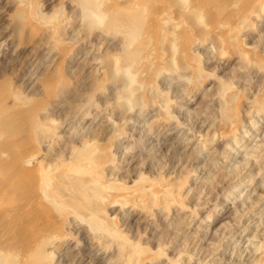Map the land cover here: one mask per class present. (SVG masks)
<instances>
[{"label":"rangeland","instance_id":"rangeland-1","mask_svg":"<svg viewBox=\"0 0 264 264\" xmlns=\"http://www.w3.org/2000/svg\"><path fill=\"white\" fill-rule=\"evenodd\" d=\"M112 1L0 0V264H134L119 251L125 242L160 253L144 264H260L264 115L254 106L264 100V0H161L133 19L131 11L118 13L124 26L111 24L118 30L108 23ZM167 11L170 18L156 26ZM181 22L193 31L184 35L175 27ZM160 33L164 62L156 77L150 70L156 87L129 99L146 68L136 65L142 76L132 81L137 73L124 74V63L140 61ZM226 109L234 121L223 117ZM79 152L85 168L102 166L113 197L129 199L99 202L102 224L119 237L77 216L93 204L78 191L65 195L69 208L42 195L52 167L73 165ZM239 178L243 184L227 198ZM147 184L176 190L181 200L133 207L130 193ZM31 205H39L38 218L27 215ZM45 216L62 222L66 237L57 246L56 238L45 240L50 226L34 225Z\"/></svg>","mask_w":264,"mask_h":264},{"label":"bare ground","instance_id":"bare-ground-1","mask_svg":"<svg viewBox=\"0 0 264 264\" xmlns=\"http://www.w3.org/2000/svg\"><path fill=\"white\" fill-rule=\"evenodd\" d=\"M106 1V0H105ZM112 1V0H111ZM116 1L117 0H115V2L114 1H112L113 2V4H112V6H113V10L115 11L114 13H111V15L109 14V17H111V18H109V20H108V23H109V27H111L112 25L111 24H113V25H118V27L120 28V24L119 23H121V18H122V16L123 17H125L124 16V14L127 16V13L128 12H130L131 13V15L128 13V15H129V17H131L132 16V18L131 19H133V17L134 18H136V14H139V12L140 11H143V12H145V11H149L148 9H150L151 7L153 8V7H160V1L161 0H133L132 2H127V3H122V4H119V3H116ZM186 1V0H185ZM193 1V4L194 5H209L210 4V6H211V1L210 0H192ZM213 1V0H212ZM95 2V1H94ZM93 2V3H94ZM97 2V1H96ZM109 2V1H108ZM189 2V1H188ZM98 3V2H97ZM104 3V2H103ZM164 3V2H163ZM96 4V3H95ZM111 4H110V6H111ZM161 4H162V1H161ZM99 5V3L97 4V6ZM109 5V4H108ZM164 5V4H163ZM207 5V6H208ZM136 6H138L137 7V9H136ZM86 7H87V5H86ZM90 7V6H89ZM88 7V8H89ZM147 7H148V9H147ZM150 7V8H149ZM83 8H85V7H83ZM110 8V7H109ZM136 9V11H135V9ZM138 8H142V9H147V10H139L138 11ZM152 8H151V10H152ZM154 8V9H155ZM90 9V8H89ZM92 9V8H91ZM100 10V9H99ZM111 10V9H110ZM109 10V11H110ZM123 10H126L125 12L123 11ZM128 10V11H127ZM150 10V14H148V15H150L151 16V12L153 11H151ZM106 11V10H105ZM108 11V10H107ZM120 11H121V13H120ZM138 11V13H136ZM163 11H166V10H163ZM98 12V11H97ZM112 12V11H111ZM102 13H104L105 14V12H103L102 11ZM118 13L120 14V16H121V18H120V16L118 15ZM141 13V12H140ZM146 13V12H145ZM154 13V12H153ZM113 14V15H112ZM147 14V13H146ZM99 17L97 18V19H104V17H103V15H101V13H98L97 14ZM140 15V14H139ZM139 15H137V17L139 16ZM155 15V14H154ZM200 15H203V14H200ZM93 16H94V14H93ZM150 16H148L149 18H151L152 16H153V14H152V16L150 17ZM170 16V15H169ZM97 17V16H96ZM153 18V17H152ZM154 18H155V16H154ZM170 18V17H169ZM168 18V11L167 12H161V13H159L157 16H156V18H155V20H159L158 22H157V24H159L160 23V21L162 20V21H165L166 22V20H168L169 19ZM127 19V18H126ZM138 19V18H137ZM161 19V20H160ZM164 19V20H163ZM128 20V19H127ZM127 20H125V21H127ZM150 20V19H149ZM130 21V19L128 20V22ZM134 21V20H133ZM154 21V20H153ZM153 21H151L150 20V22H152L153 23ZM127 22V23H128ZM130 22H132V21H130ZM129 22V23H130ZM168 22V21H167ZM123 23V22H122ZM122 23H121V25H122ZM154 24H156V21H155V23ZM154 24H153V26H154ZM156 24V26H158V27H160V24L159 25H157ZM161 24H162V22H161ZM186 24V23H185ZM185 24H183V22H181V23H179V24H177V25H175V27H178V28H180V27H183V29H184V33L186 32V31H188V30H191V28L193 29V27L190 25V29L189 28H187V26L189 25L188 23V25H185ZM126 25V24H125ZM122 26H124V25H122ZM162 26V25H161ZM114 27V29H115V26H113ZM113 27H111V29L113 30ZM117 27V26H116ZM185 27V28H184ZM119 28H117V29H115V30H118ZM110 29V28H109ZM158 29V28H157ZM160 29H162V28H160ZM165 31V30H164ZM191 31H193V30H191ZM113 32V31H112ZM115 32V31H114ZM158 32V31H157ZM166 32V31H165ZM116 33V32H115ZM118 33V32H117ZM164 33V32H163ZM187 33V32H186ZM186 33L184 34V35H186ZM156 34H159V32L158 33H156ZM161 34V33H160ZM188 34V33H187ZM166 35V34H165ZM165 35H162L161 34V36H159L158 35V37H153L152 35H150L151 36V38L152 39H154V43H152V48H150V49H148L147 48V50H148V52H146L145 54H144V57L142 58V57H138V58H141V60L139 61L138 60V62H136L135 63V60L134 61H132V60H130L129 62H128V60L127 61H125L126 63H124V67L122 68V71L124 72V74H126V75H128L129 74V72L131 71V72H134L133 71V69L135 68V66L136 65H139L140 66V68L142 69V67L144 66L146 69L144 70V72L145 73H142L144 76H142V75H139L137 72H134V73H137L136 75H134L133 74V76H132V81H134L135 80V78L136 79H138V77H140V76H142L143 78L142 79H140L139 81H137L138 83V85L136 84V86H135V88L132 90V89H130V90H132V91H129L130 92V95H129V99H130V97H136V95H138V97H140V99L141 98H143L142 96H143V94L145 93V91H147V90H154V88L156 87V82L155 81H153V80H156V79H154L156 76V73L157 72H155L156 70H159V69H157V68H159L160 67V65L164 62L163 60H164V55L162 54L163 53V51H162V53L159 51L160 50V48L162 47V45L164 44V43H162L161 44V47H160V40H161V38L160 37H163V36H165ZM181 35V34H180ZM183 35V34H182ZM149 36V37H150ZM177 36V35H176ZM181 37H183V36H181ZM168 38H169V35H168ZM149 39V38H148ZM152 39L150 40L149 39V41H151L152 42ZM164 39V38H163ZM162 39V40H163ZM174 40H175V38H173ZM162 40H161V42H162ZM166 40H167V38H165V43H166ZM173 40V41H174ZM164 41V40H163ZM153 44H154V47H153ZM156 47V48H155ZM153 48H155L154 50L156 51H154L153 50ZM156 49H159L158 51L156 50ZM161 53V54H160ZM137 58V59H138ZM102 60V59H101ZM112 60V59H111ZM114 60H116V59H114ZM118 60V59H117ZM105 61V60H104ZM103 61V62H104ZM101 62V61H100ZM109 62H111L112 63V61H109ZM108 62V64H110ZM114 62V61H113ZM128 62V63H127ZM258 63H264V60H258ZM115 64V65H114ZM117 64H118V62H117ZM112 65H114L113 66V68L115 67L117 70H118V68L116 67V66H118V65H116V62L115 63H113ZM103 66V65H102ZM111 66V65H110ZM123 66V65H122ZM134 66V67H133ZM114 68V70L113 71H115L116 69ZM152 68H156L155 70L153 69V72L155 73H153L152 72V74H154V76L155 77H153V75L152 74H150V70L152 69ZM98 69V68H97ZM131 69V70H130ZM116 70V71H117ZM102 71V70H101ZM100 71V72H101ZM102 72H105L104 70L102 71ZM111 72V71H110ZM141 72V71H140ZM159 72V71H158ZM113 73V72H112ZM115 74H117L116 72H115ZM114 74V75H115ZM160 75V72L158 73V75L157 76H159ZM117 76V75H116ZM120 76V75H119ZM138 76V77H137ZM125 77V76H124ZM190 80V79H189ZM58 81H60V80H58ZM136 81V80H135ZM156 90V89H155ZM144 92L143 94L141 93V92ZM129 92H128V94H129ZM150 92V91H149ZM149 92H148V94H149ZM140 94V95H139ZM146 94V93H145ZM147 95V94H146ZM152 95H153V93H152ZM155 95V94H154ZM126 97V96H125ZM138 97H136V98H138ZM135 98V99H136ZM156 98V97H155ZM234 98V97H233ZM134 99V98H133ZM229 99V98H228ZM231 99V98H230ZM137 100V99H136ZM136 100H135V102H136ZM224 100V99H223ZM144 101H142V103H143ZM147 102V101H146ZM145 102V103H146ZM128 103V102H127ZM138 103V102H137ZM148 104H151L150 102H147ZM164 103V102H163ZM131 104V103H130ZM129 104V105H130ZM136 104V103H135ZM144 104V103H143ZM154 104H155V102H154ZM167 104V103H166ZM2 105H3V102H0V108L2 107ZM22 105V104H21ZM125 105H126V103H125ZM133 105V104H132ZM131 105V106H132ZM138 105H140V103L139 104H136V106H138ZM130 106V107H131ZM134 106V105H133ZM132 106V107H133ZM226 106V105H225ZM230 106V108L232 109L233 107H231V105H229ZM130 108V109H133V108ZM141 107V106H140ZM145 107V106H144ZM143 107V108H144ZM147 107V106H146ZM254 107H256L257 108V112H259V116H263L264 115V100H260V102H257L256 101V106H254ZM225 108V107H224ZM140 109V108H139ZM229 109V108H228ZM234 110V109H233ZM129 111H131V110H129ZM223 112H225V111H223ZM226 112H227V109H226ZM225 112V113H226ZM225 113H223V114H225ZM228 113V114H227ZM226 113V117L223 115V117L224 118H226L227 120L229 119V120H231L230 122H232V121H234V117L236 118V114L231 110V112L230 111H228ZM85 114V113H84ZM235 114V115H234ZM170 115V114H169ZM85 116V115H84ZM172 117L174 116V115H171ZM168 117V116H167ZM166 117V118H167ZM170 117V116H169ZM168 117V118H169ZM264 117V116H263ZM262 117V118H263ZM171 118V117H170ZM170 118H169V120H170ZM225 119V120H226ZM172 120V119H171ZM260 120V119H259ZM258 120V121H259ZM167 122H168V120H166ZM177 124V123H176ZM180 124V123H179ZM179 124H177V125H179ZM34 125V124H33ZM181 125V124H180ZM62 126V125H61ZM176 126V125H175ZM187 126V125H186ZM232 127V132L233 131H235V123L231 126ZM261 126H258L256 129H258V128H260ZM263 127V126H262ZM261 127V128H262ZM39 129V131L42 133H44V132H48L49 130H45V128H44V130L45 131H43V129H42V127H38ZM41 129V130H40ZM237 129V128H236ZM255 130V129H254ZM251 131H252V129H251ZM42 133L43 135H45V137H46V135L50 132H48V133ZM117 133H118V131H116ZM236 132V131H235ZM253 132V131H252ZM51 133V132H50ZM254 133V132H253ZM119 135H120V130H119V133H118ZM235 135H236V133H235ZM242 136V135H241ZM42 138H44L43 136H41ZM40 137V138H41ZM49 136H47V138H48ZM238 137V136H237ZM240 137V136H239ZM242 138L243 139H245V136L243 137L242 136ZM262 139V138H261ZM247 140V139H246ZM41 141H44V139H40V142ZM214 141V140H213ZM263 141V140H262ZM164 143H166V142H164ZM167 144H169V143H167ZM261 144V143H260ZM264 144V143H263ZM262 144V145H263ZM261 145V146H262ZM29 147L31 146L33 149L37 146V142L35 143V142H30V145H28ZM163 146V145H162ZM168 146V145H167ZM253 146H257V144H255V145H253ZM260 146V145H259ZM259 146H257V147H259ZM260 146V147H261ZM30 147V148H31ZM166 147V146H165ZM252 149V148H251ZM256 149V148H255ZM255 149H252V150H254V151H256ZM261 149V148H260ZM259 150V149H258ZM263 150H264V148H263ZM263 150H261V151H263ZM261 151H259V153L257 154V155H260V153H261ZM264 152V151H263ZM34 153H36L35 151H34ZM34 153H32V154H34ZM81 152H79V154L77 155V158H76V160H75V163L73 164V165H71V166H67L66 168H63V169H61V168H56L55 166L54 167H52V169L49 171V178H47L46 180H47V183L45 182V181H43V182H45L44 184H46V185H44V184H42V185H44V186H46L45 188L43 187V190H44V194L42 193V195L43 196H46L47 197V199H49L50 201H51V203L52 204H56L55 206H62V207H66V208H69L68 207V197L66 198V196L65 195H69V192H73V190H76V191H78L81 195H83L84 197H86V198H89V199H92L93 200V204L91 205V207H90V211H89V213L88 214H83V213H81L80 211H76V213H77V216H79V217H81L83 220H88V221H91V225L93 224L94 225V227H97L96 229H101V230H105L106 232L107 231H110V233H111V235H114V237L115 236H118L117 234L118 233H120L119 231H117L118 229H115V228H112V226H111V228H110V226L108 227V226H106L107 224L103 221V223H105V224H102V222H101V219H100V217L98 216L99 215V213H100V211L102 210V208H101V203L103 202V201H105V199H107L108 197H113L114 195H115V191H114V187H110V186H108V182H106V181H104V177L105 176H103L102 177V175L104 174H102V172H103V170L101 171V168H102V166L100 165V164H95L96 165V168H91V169H87V168H85L84 167V165H83V160L80 158L81 157V154H80ZM249 153H250V151H249ZM255 153V152H254ZM250 154H252V153H250ZM256 155V156H257ZM255 156V155H254ZM248 158H250V157H248ZM247 158V159H248ZM247 159H246V163L248 162L247 161ZM254 159H255V157H254ZM248 160H252V159H248ZM254 162H255V160H254ZM243 164V163H242ZM244 165H245V163H244ZM245 166H247V165H245ZM252 166H254V164L252 163ZM257 167H258V165H257ZM99 168V169H98ZM56 169V170H55ZM259 169V168H258ZM261 169V168H260ZM241 171H243V170H240V172ZM238 174L239 173H237V176H238ZM234 177H235V175H233ZM233 177V178H234ZM21 178V177H20ZM242 178V177H241ZM44 179V178H43ZM240 179V178H239ZM245 179H246V177H245ZM264 179V178H263ZM247 180V179H246ZM232 181H234V180H232ZM39 182H41V181H39ZM43 182H41V183H43ZM253 183V182H252ZM40 184V183H39ZM241 184H243V181L240 179V181L238 180L237 182H235V184H233L232 185V187H231V189H229L230 190V192L227 194L228 196H227V198H229L230 197V195H233V193L235 192L234 191V189L235 188H237V187H239ZM255 185V184H254ZM249 186V185H248ZM256 186V185H255ZM39 188V187H38ZM247 188H249V187H247ZM258 188V187H257ZM253 190H256V188L255 189H253ZM37 191V190H36ZM176 191V190H175ZM175 191L173 192L172 190H169V189H167V188H164V189H162V190H160V188H157V189H153L152 188V184H147V185H144V186H142L141 188H139L138 190H134V191H132L131 193H130V195H132V196H134L136 199H137V201H133V207H136V205H138V204H142V205H144V206H151V205H156V204H158V205H160V199L163 201L162 203L166 206V207H168V205H171V204H173L174 202H176V201H180L181 199L178 197V196H175ZM251 191V190H250ZM66 199V200H65ZM231 199V198H230ZM144 200V201H143ZM68 201V202H67ZM111 201L112 202H118V201H121L120 203H122V204H125V203H128L129 202V199L127 198V197H125V196H123L122 197V199L120 200V199H116L115 197H113L112 199H111ZM228 201V200H227ZM98 202V203H97ZM99 202H101V203H99ZM237 202V201H236ZM235 202V203H236ZM252 203V202H251ZM239 204V203H238ZM9 205V204H8ZM135 205V206H134ZM218 205V204H217ZM240 205V204H239ZM237 208V207H236ZM241 208H243L244 209V207H241ZM16 209V208H15ZM228 209V208H227ZM226 209V210H227ZM17 210V209H16ZM39 210V205H31V206H27L26 208H25V211H26V213H27V215H29V216H33L34 218H38L39 216H40V214H38V213H35L36 211H38ZM212 210V209H211ZM217 210V209H216ZM231 210V209H230ZM240 210V209H239ZM239 210H238V212H239ZM242 210V209H241ZM234 211V210H233ZM234 213H237V212H234ZM65 215V213H63L62 215H60V216H63V218H60L61 220L62 219H65V217L66 216H64ZM11 218V217H10ZM80 219V218H79ZM81 220V219H80ZM60 221V220H59ZM66 221V220H65ZM64 221V222H65ZM66 222H68V221H66ZM66 222H65V224H66ZM83 222V221H82ZM85 222V221H84ZM59 222H56V220H52L51 218H48L47 216H45V217H42V218H40V219H37L36 220V222L34 223V225H36V226H44V225H48V226H50V232H49V236H47L46 238H45V240L47 239V241H49L50 239H57V241H55V245H56V243H59V244H61L62 243V241L65 239V237H66V235L62 232V229H63V227L61 226V225H59V224H61V223H59ZM80 223V222H79ZM84 224V223H83ZM93 225H92V227H93ZM93 227V228H94ZM88 231V230H87ZM100 231V230H99ZM105 231H103V233L105 234L106 232ZM99 233V232H98ZM120 236H122L121 234H119ZM96 236V235H95ZM105 236V235H104ZM107 236V235H106ZM110 236V235H109ZM102 237V236H101ZM113 237V236H112ZM119 237V236H118ZM97 238H99V237H97ZM107 238V237H106ZM264 238V237H263ZM99 240V239H98ZM254 240V239H253ZM101 241V240H100ZM110 241V240H109ZM262 241H264L263 239H262ZM104 242V241H103ZM261 242V241H260ZM59 244H58V246H59ZM105 244V243H104ZM109 245H110V243H108ZM108 244H107V242H106V246L105 247H107L108 246ZM131 244H134V243H131ZM131 244H127L126 242L125 243H123L122 244V246H121V248H119L120 250L119 251H123V253L122 254H124L125 253V257L124 258H126V260L127 259H129V261H133V259H135L134 261H133V263L134 264H144L145 263V261L146 260H154L155 258H158L159 259V256H160V250L158 251V253L159 254H157V255H155L154 254V256H153V254H152V250L150 249V251L146 248L147 246H145L144 245V247L146 248H142L141 246L143 245V244H140V243H138V244H140L141 246L140 247H138V246H135V244L134 245H131ZM262 244V243H261ZM57 246V245H56ZM258 246H260V245H258ZM58 248V247H57ZM60 248V247H59ZM259 248V247H258ZM260 248H261V246H260ZM259 248V249H260ZM257 249V248H256ZM108 250V249H107ZM152 251V252H151ZM262 253L264 254V247L262 246ZM46 250H42L41 249V252H40V257L41 258H43L45 255H46ZM121 252H120V254H121ZM151 252V253H150ZM257 252V251H256ZM49 253H52V256L54 257V256H56V254H55V252L54 251H50ZM156 253H157V251H156ZM55 254V255H54ZM122 254H121V257H123L122 256ZM241 255V254H240ZM191 256V255H190ZM53 257H52V259H53ZM192 258V257H191ZM125 260V261H126ZM155 260H157V259H155ZM128 261V262H129ZM128 262H126V263H128ZM241 262V261H240ZM132 263V262H131ZM124 264H125V262H124ZM129 264V263H128ZM260 264H264V257H263V259H262V261H261V263Z\"/></svg>","mask_w":264,"mask_h":264}]
</instances>
